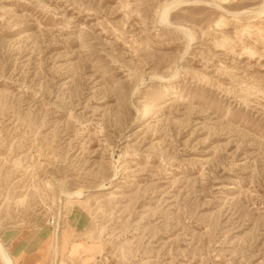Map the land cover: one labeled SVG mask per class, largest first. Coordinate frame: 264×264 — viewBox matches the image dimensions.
I'll use <instances>...</instances> for the list:
<instances>
[{
	"label": "rangeland",
	"instance_id": "rangeland-1",
	"mask_svg": "<svg viewBox=\"0 0 264 264\" xmlns=\"http://www.w3.org/2000/svg\"><path fill=\"white\" fill-rule=\"evenodd\" d=\"M174 1L0 0V236L264 264V0Z\"/></svg>",
	"mask_w": 264,
	"mask_h": 264
},
{
	"label": "crops",
	"instance_id": "crops-1",
	"mask_svg": "<svg viewBox=\"0 0 264 264\" xmlns=\"http://www.w3.org/2000/svg\"><path fill=\"white\" fill-rule=\"evenodd\" d=\"M76 219L72 226H76ZM47 233L36 229L9 230L2 233L0 240L15 261V264H48L49 260H44L39 251L42 243L40 238Z\"/></svg>",
	"mask_w": 264,
	"mask_h": 264
},
{
	"label": "bare ground",
	"instance_id": "bare-ground-1",
	"mask_svg": "<svg viewBox=\"0 0 264 264\" xmlns=\"http://www.w3.org/2000/svg\"><path fill=\"white\" fill-rule=\"evenodd\" d=\"M186 1H188V0H177V1L175 0L173 5H175L176 3H181V2H186ZM170 7L171 6H169L167 4H165L163 6L162 12L160 14V20H161V22H165V23L167 22L168 11H169ZM186 34H190V33L187 32ZM188 37H190L189 38L190 41L193 39L191 37V35L188 36ZM81 194H82V191L79 190V191L74 192L73 195L71 194L72 196L70 195L69 197L79 198L81 196ZM0 262H1V264H14V262L12 260V257L9 255V253L5 249V247H4L3 243L1 242V240H0Z\"/></svg>",
	"mask_w": 264,
	"mask_h": 264
}]
</instances>
